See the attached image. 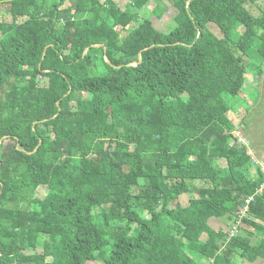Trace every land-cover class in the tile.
Wrapping results in <instances>:
<instances>
[{
	"label": "trees",
	"instance_id": "obj_1",
	"mask_svg": "<svg viewBox=\"0 0 264 264\" xmlns=\"http://www.w3.org/2000/svg\"><path fill=\"white\" fill-rule=\"evenodd\" d=\"M149 1L0 0V264L264 259V174L229 118L264 69V11Z\"/></svg>",
	"mask_w": 264,
	"mask_h": 264
},
{
	"label": "rangeland",
	"instance_id": "obj_2",
	"mask_svg": "<svg viewBox=\"0 0 264 264\" xmlns=\"http://www.w3.org/2000/svg\"><path fill=\"white\" fill-rule=\"evenodd\" d=\"M116 5L122 9L126 4V0H114ZM166 6L169 7L167 2H164ZM154 1L150 0L148 5L143 7V12L145 13L148 9L154 6ZM68 3H65L63 8L67 7ZM243 8L254 16L259 15L264 11V4L261 0H250L243 5ZM175 11L170 7L168 8L161 19L152 18V26L156 30L166 31L167 25L170 22V18L174 15ZM1 18L6 21L10 20V16L6 12L0 13ZM208 29L216 36H221V33L217 26L214 24H209ZM125 34V31L122 32ZM47 78H41L40 83L47 82ZM230 104L232 107L236 108L235 111L229 113V118L234 124V134L236 133L241 136V139L248 143V147L251 149L254 157L260 161L264 162V69L261 74H259L255 80L251 77V74L246 75V83L240 93V95L230 98ZM8 143V142H7ZM217 159L211 158L210 162L212 165H223V161L217 162ZM219 166V165H218ZM193 185L203 186V182H193ZM191 197L190 194L180 195L178 197V202L180 204L187 203V200ZM216 219V218H215ZM220 221L217 225L222 232L230 235L231 232H236L237 223L232 222L226 218L218 220ZM212 225V224H211ZM241 226V224L239 225ZM247 230V229H246ZM253 232L251 229H249ZM256 236L260 233L254 231ZM254 236V237H256ZM251 237V240H254ZM204 240V236H201ZM234 262L236 264H264L263 260H256L253 263L243 262L239 258L235 257Z\"/></svg>",
	"mask_w": 264,
	"mask_h": 264
},
{
	"label": "built area",
	"instance_id": "obj_3",
	"mask_svg": "<svg viewBox=\"0 0 264 264\" xmlns=\"http://www.w3.org/2000/svg\"><path fill=\"white\" fill-rule=\"evenodd\" d=\"M233 133H234V132H233ZM234 135H235V134H234ZM236 138H237L238 142L241 143V144L245 147L246 154L250 157L251 161H252L255 165L259 166L260 169H261V172L264 174V162H260V161H258V160L254 157V155H253L252 152H251V149L248 147V146H249L248 143H246L244 140H242V139H241V136H239L237 133H236ZM262 188H264V181H263V183H262V185H261V187H260V190H261ZM260 190H259V191H260ZM251 200H252V198L249 197V198L246 200V205H247V204L249 203V201H251ZM245 210H246V206L243 208V211H242V213H241L242 215H244ZM233 234H234V232H231L229 236H231V235H233Z\"/></svg>",
	"mask_w": 264,
	"mask_h": 264
},
{
	"label": "crops",
	"instance_id": "obj_4",
	"mask_svg": "<svg viewBox=\"0 0 264 264\" xmlns=\"http://www.w3.org/2000/svg\"><path fill=\"white\" fill-rule=\"evenodd\" d=\"M220 161H223V160H218L217 162L219 163ZM219 166H220V164H218ZM224 165H225V162L223 161V165H221L220 167L221 168H223L224 167ZM218 220H220V219H215L214 217H211V218H209L208 219V222H207V224L213 229V230H215V231H217V230H221V229H219V227L217 226V225H219V224H216V223H219L220 221H218ZM221 223V222H220ZM212 224V225H211ZM202 236H204L205 237V235L203 234ZM256 260H263L264 261V259H261V258H257ZM255 260V261H256ZM243 262H246V261H244V260H242ZM254 262V261H253ZM252 262V263H253ZM249 263V262H248Z\"/></svg>",
	"mask_w": 264,
	"mask_h": 264
},
{
	"label": "water",
	"instance_id": "obj_5",
	"mask_svg": "<svg viewBox=\"0 0 264 264\" xmlns=\"http://www.w3.org/2000/svg\"><path fill=\"white\" fill-rule=\"evenodd\" d=\"M98 46V45H97ZM86 51V50H85ZM43 55H44V51H43Z\"/></svg>",
	"mask_w": 264,
	"mask_h": 264
}]
</instances>
